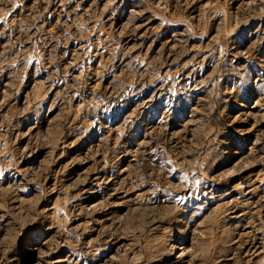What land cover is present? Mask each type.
I'll return each instance as SVG.
<instances>
[{"label": "rangeland", "instance_id": "obj_1", "mask_svg": "<svg viewBox=\"0 0 264 264\" xmlns=\"http://www.w3.org/2000/svg\"><path fill=\"white\" fill-rule=\"evenodd\" d=\"M0 264H264V0H0Z\"/></svg>", "mask_w": 264, "mask_h": 264}]
</instances>
